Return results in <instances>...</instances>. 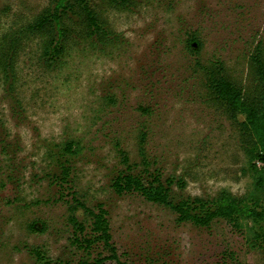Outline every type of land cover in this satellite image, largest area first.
Segmentation results:
<instances>
[{"label": "rangeland", "instance_id": "374dc122", "mask_svg": "<svg viewBox=\"0 0 264 264\" xmlns=\"http://www.w3.org/2000/svg\"><path fill=\"white\" fill-rule=\"evenodd\" d=\"M48 3L0 0V34L31 21ZM105 16L118 34L115 43H81L48 68L38 43L29 41L16 64L14 92L0 83V264H38L33 247L54 259L83 255L70 245L67 205L48 179L59 172L51 151L58 154L70 140L83 147L72 158L76 189L87 205L105 204L122 261L264 264V253L223 220L207 228L178 223L169 209L111 188L123 167L116 143L142 163L144 134L151 166L187 182L174 187L177 195L251 190L239 126L209 101L187 36L197 32L202 62L220 58L234 80L247 83L249 55L264 41V0H142ZM35 220L47 231L31 232Z\"/></svg>", "mask_w": 264, "mask_h": 264}, {"label": "trees", "instance_id": "16d2710c", "mask_svg": "<svg viewBox=\"0 0 264 264\" xmlns=\"http://www.w3.org/2000/svg\"><path fill=\"white\" fill-rule=\"evenodd\" d=\"M141 1L49 0L31 21L0 34V83L5 85L7 93L14 92L18 78L16 64L29 41L38 43L39 58L48 68L59 67L72 47L81 43L93 47L115 43L118 34L105 13L109 10H131ZM201 47L197 32H189L187 49L196 56L195 64L205 81L209 101L239 126L242 148L249 156L253 180L251 190L244 195H235L227 189L208 197L177 195L174 187L182 190L187 182L181 177L166 176L160 168L151 166L143 147L144 134L140 140L142 163L132 162L128 152L116 143L123 167L112 177L111 188L119 196L138 195L145 201L169 209L176 215L178 223L207 228L223 220L244 238L251 249L264 253V41L258 40L249 55L248 82L244 84L234 80L222 59L202 62ZM16 102L21 105L19 98ZM59 149L58 154L51 151L59 172L50 173L48 179L56 185L57 200L67 205L70 245L83 255L76 260L54 259L34 247L30 253L38 264H105L111 261L127 264L121 260L124 254L120 255L113 241L105 204L87 205L76 189L72 158L83 151L81 143L66 141ZM28 229L45 232L48 227L45 222L35 220ZM228 253L229 257H235L232 251Z\"/></svg>", "mask_w": 264, "mask_h": 264}, {"label": "built area", "instance_id": "2783aa9c", "mask_svg": "<svg viewBox=\"0 0 264 264\" xmlns=\"http://www.w3.org/2000/svg\"><path fill=\"white\" fill-rule=\"evenodd\" d=\"M258 164H260V163H258Z\"/></svg>", "mask_w": 264, "mask_h": 264}]
</instances>
